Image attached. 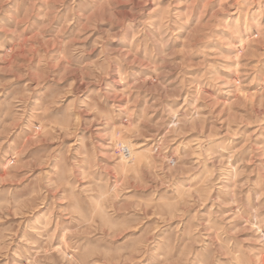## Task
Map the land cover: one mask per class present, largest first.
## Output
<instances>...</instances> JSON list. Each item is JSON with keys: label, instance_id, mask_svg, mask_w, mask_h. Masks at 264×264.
I'll use <instances>...</instances> for the list:
<instances>
[{"label": "rangeland", "instance_id": "1", "mask_svg": "<svg viewBox=\"0 0 264 264\" xmlns=\"http://www.w3.org/2000/svg\"><path fill=\"white\" fill-rule=\"evenodd\" d=\"M0 264H264V0H0Z\"/></svg>", "mask_w": 264, "mask_h": 264}]
</instances>
